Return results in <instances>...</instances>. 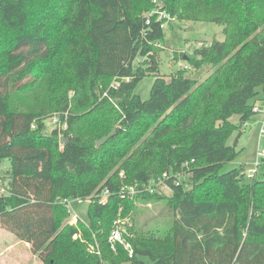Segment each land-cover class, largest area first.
Returning a JSON list of instances; mask_svg holds the SVG:
<instances>
[{"label":"trees","instance_id":"trees-1","mask_svg":"<svg viewBox=\"0 0 264 264\" xmlns=\"http://www.w3.org/2000/svg\"><path fill=\"white\" fill-rule=\"evenodd\" d=\"M152 9L150 0H1L0 164L9 169L0 229L29 244L42 264H264V158L253 179L242 166L224 171L238 155L241 125L264 104V0L165 3L177 20L223 26L221 41L193 50L194 65L212 69L203 81L156 74L164 33L163 21L143 15ZM137 57L144 63L134 67ZM148 75L155 78L142 101L134 89ZM54 112L67 114L66 144L56 129L44 133ZM160 179L154 193L121 194ZM89 197L86 222L65 224L61 201ZM135 200H163L185 215L191 242L181 254L173 219L167 229L133 221L131 258L121 246L110 249L119 209L124 218ZM226 209L230 255L218 249ZM95 243L98 254L87 250Z\"/></svg>","mask_w":264,"mask_h":264},{"label":"rangeland","instance_id":"rangeland-1","mask_svg":"<svg viewBox=\"0 0 264 264\" xmlns=\"http://www.w3.org/2000/svg\"><path fill=\"white\" fill-rule=\"evenodd\" d=\"M146 13L144 12L143 15H145ZM222 29L223 26L209 22L182 21L177 20L176 18H173V20L171 21H167V27L163 28V40L155 44V46H158L160 49V51L156 54V62L158 65L156 74L162 76L167 81L169 80V76L171 74L184 72V77L186 78L203 81V79H205L212 72V69L210 65L207 64L194 65V62H199V60L193 56V50L203 46H208L213 41H221L223 39ZM143 60L144 59H142L141 57H137L133 62V66L136 67L140 64L143 65ZM189 60H193V62L191 63ZM154 78L155 75L146 76L137 84L136 88L134 89V94L138 95L142 101H145L149 98V91ZM65 114L62 115L59 112H54L51 116H63L64 118ZM254 117H257L255 122H253L252 120ZM254 117L252 116L248 120V125L244 127L243 130H241L242 133L237 140L238 142L236 146L238 155L233 162L225 165L224 171H228L234 167L242 166L244 168V171L247 172L250 168H252L256 160L257 153L264 152V135H258V123L260 121V116L257 115ZM161 119L162 118H160L159 121H161ZM229 121L233 124H237L238 117L232 116ZM47 122L48 121L46 120L45 123ZM53 129L54 128L52 126L45 125L44 133L46 135H50V132ZM236 133L237 132H235L228 139V145H232ZM8 169L9 166L7 163L3 162L0 164L1 188H4L6 186ZM118 176L121 177L122 172H120ZM159 192L166 196L169 195V191L167 189L161 188ZM135 201V203H133L135 205V209L130 210L126 214L125 219L131 221V223L135 221L138 225L148 224L150 229H156L157 227H164L165 229H167L169 221L173 219L177 227L175 235L176 248H178L177 253L181 254V250L179 249H181L183 241L191 242V239H189V236L187 235L189 227L186 226L187 224L184 222L187 220H185V215L183 213H180L179 209H174L170 213V209L165 205V201L163 200L148 204L142 203L137 200ZM87 205V201L79 205L74 202L71 205L73 214L76 215L78 219H81L84 222H86ZM221 218V224L223 226L225 234L223 235L224 239L221 241L223 245H220L218 249L221 254L230 255L232 251V243L229 242V231L231 229V224L233 223V216L226 209L222 211ZM72 219V214L69 213V216L64 221V223L66 224L67 221H72ZM182 220L184 224L182 223ZM221 230L222 229H218L216 231L219 233L221 232ZM198 239H201L200 234H198ZM201 243L203 244L202 239ZM215 244H218V242L212 241L208 245H213L212 248L214 251H216L217 248H215ZM209 251L210 250H207L208 253Z\"/></svg>","mask_w":264,"mask_h":264},{"label":"built area","instance_id":"built-area-1","mask_svg":"<svg viewBox=\"0 0 264 264\" xmlns=\"http://www.w3.org/2000/svg\"><path fill=\"white\" fill-rule=\"evenodd\" d=\"M167 1L168 0H150L151 5L153 6V9L145 14V16H147L148 18L155 16L156 21L158 22L163 21L160 25L162 29L164 27H167V21L173 20V18H171V16L164 10V5ZM252 113H253V116H256V115L260 116V121L258 123L259 124L258 135L263 136L264 135V104L260 102H256L252 107ZM66 119H67V114H65L63 120H61L60 117L51 116L47 119L48 121L47 123L44 122L45 125H50L58 131L59 141L64 138L63 132L67 128ZM247 125H248V121L244 122L241 125L240 129L243 130L244 127H246ZM31 128H33V126ZM263 158H264V152L257 153L256 160L252 168H250L247 172H245V177L247 179H253L255 177V175L257 174V172L259 171L261 167V160ZM165 178H166V175L163 174L161 179H165ZM161 179L158 180L156 183L152 182L146 186L141 185L140 187H137V185H134V186L124 187L121 189V194L126 195L130 199H133L138 193H141V192L154 193L156 192L155 188H158L159 186H161L162 184ZM2 192H4V189L0 187V193ZM108 196H109L108 191L104 190L98 196L99 203L104 204L107 201ZM89 200H90V197L85 198V199L74 198V199H66V200L61 201V204L64 205L68 213L72 214L73 219L72 221H69V225H72V226L76 225V222L78 220L76 215L73 214V210L71 206L72 203L75 202L79 205L85 201L89 202ZM121 211H122V207L119 209V214L117 216V219L112 224V228L107 237V243L112 251H114L117 246H121L127 252L128 257L131 258L132 249L130 247L129 242L127 241V238H130L131 236L127 232V228L131 227L132 223L131 221L125 219V217L124 218L121 217ZM78 238H80L79 234H76L73 236V239H78ZM87 250L90 253L98 254V246L96 243H95V246L90 245L87 248Z\"/></svg>","mask_w":264,"mask_h":264},{"label":"crops","instance_id":"crops-1","mask_svg":"<svg viewBox=\"0 0 264 264\" xmlns=\"http://www.w3.org/2000/svg\"><path fill=\"white\" fill-rule=\"evenodd\" d=\"M256 119L257 117H254L252 119L253 122H255ZM0 264H41V263L30 252L29 244L19 240L13 234L3 229H0Z\"/></svg>","mask_w":264,"mask_h":264},{"label":"water","instance_id":"water-1","mask_svg":"<svg viewBox=\"0 0 264 264\" xmlns=\"http://www.w3.org/2000/svg\"><path fill=\"white\" fill-rule=\"evenodd\" d=\"M0 5H1V0H0ZM115 134V130H113L111 133H109L106 137L96 141V147L99 148L102 145H104L110 138H112ZM67 141L65 139L60 140V144H66Z\"/></svg>","mask_w":264,"mask_h":264}]
</instances>
